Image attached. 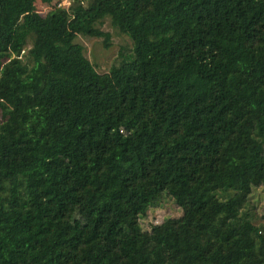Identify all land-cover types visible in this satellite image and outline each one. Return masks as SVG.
<instances>
[{
	"label": "trees",
	"instance_id": "obj_1",
	"mask_svg": "<svg viewBox=\"0 0 264 264\" xmlns=\"http://www.w3.org/2000/svg\"><path fill=\"white\" fill-rule=\"evenodd\" d=\"M42 1L0 0V264H264V0Z\"/></svg>",
	"mask_w": 264,
	"mask_h": 264
},
{
	"label": "rangeland",
	"instance_id": "obj_2",
	"mask_svg": "<svg viewBox=\"0 0 264 264\" xmlns=\"http://www.w3.org/2000/svg\"><path fill=\"white\" fill-rule=\"evenodd\" d=\"M37 10L46 15L50 7L42 0H36ZM64 6L73 9L77 6L76 0H66ZM104 31L110 33L109 47L106 46V37H89L85 35H78L75 42L81 44L85 49L86 56L94 64L97 70L101 73L110 72L114 65L121 62V55L133 54V41L125 34L116 29L110 19H106L102 26ZM32 47V42L29 40L28 45L23 51V59L32 64L27 59L29 49ZM1 118V113H0ZM127 130H123L126 133ZM248 203L242 210L244 215L254 217V222L257 225H263L264 220L262 214L264 212V186L257 188ZM183 215L181 208L170 199L169 196H163L150 205L148 215L141 220L145 230L150 231L153 225L164 222L167 218H178Z\"/></svg>",
	"mask_w": 264,
	"mask_h": 264
},
{
	"label": "built area",
	"instance_id": "obj_3",
	"mask_svg": "<svg viewBox=\"0 0 264 264\" xmlns=\"http://www.w3.org/2000/svg\"><path fill=\"white\" fill-rule=\"evenodd\" d=\"M65 1L66 0H58L57 2H56V5H57V7H59V8H65V6H64V4H65Z\"/></svg>",
	"mask_w": 264,
	"mask_h": 264
}]
</instances>
